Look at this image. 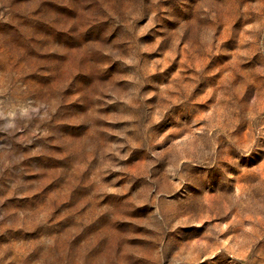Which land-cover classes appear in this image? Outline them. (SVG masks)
<instances>
[{
  "label": "rangeland",
  "instance_id": "374dc122",
  "mask_svg": "<svg viewBox=\"0 0 264 264\" xmlns=\"http://www.w3.org/2000/svg\"><path fill=\"white\" fill-rule=\"evenodd\" d=\"M0 264H264V0H0Z\"/></svg>",
  "mask_w": 264,
  "mask_h": 264
}]
</instances>
